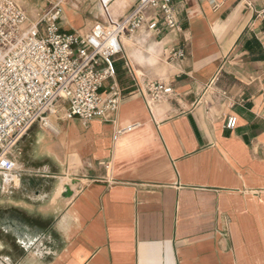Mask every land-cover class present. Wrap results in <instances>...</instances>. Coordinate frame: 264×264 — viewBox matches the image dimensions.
<instances>
[{
    "label": "crops",
    "instance_id": "crops-1",
    "mask_svg": "<svg viewBox=\"0 0 264 264\" xmlns=\"http://www.w3.org/2000/svg\"><path fill=\"white\" fill-rule=\"evenodd\" d=\"M97 1L75 4L96 3L100 20L66 7L62 29L105 21ZM174 2L180 29H142L115 58L117 113L88 127L51 115L40 171L13 156L15 183L1 187L21 215L0 217V264H264V0ZM177 45L184 58L170 57ZM155 80L175 93L150 108Z\"/></svg>",
    "mask_w": 264,
    "mask_h": 264
},
{
    "label": "built area",
    "instance_id": "built-area-1",
    "mask_svg": "<svg viewBox=\"0 0 264 264\" xmlns=\"http://www.w3.org/2000/svg\"><path fill=\"white\" fill-rule=\"evenodd\" d=\"M113 2L98 0L105 21L82 34L62 29L61 1L32 19L15 0H0V178L4 188L15 183L18 165L12 149L35 124L51 128L50 116L58 112L60 102L65 117L77 118L85 127L117 113L124 95L112 80L115 58L123 52L125 40L133 41L142 29H180L174 0H138L124 18L113 16ZM169 55L184 58L186 50L177 45ZM107 83L108 91L103 93ZM143 92L151 108L170 100L175 90L170 83L155 80L147 82ZM237 123L235 115H228L225 127L234 129ZM130 128L117 130L115 136Z\"/></svg>",
    "mask_w": 264,
    "mask_h": 264
},
{
    "label": "rangeland",
    "instance_id": "rangeland-1",
    "mask_svg": "<svg viewBox=\"0 0 264 264\" xmlns=\"http://www.w3.org/2000/svg\"><path fill=\"white\" fill-rule=\"evenodd\" d=\"M15 1L21 8H23L25 11L28 12V14L30 15L32 19L37 15L38 12H42L48 9V7H50L52 3L58 2V1H61V4L63 5L64 10H66V7L72 10H76L77 12H81V13H83L84 10H86L85 12H86L87 17H91V19L94 21L101 19L100 17L97 16V10L95 7L96 3H94L95 5L92 4V6L86 9V7L82 6V4H80L78 7L76 6L75 2L76 1L78 2L80 0H15ZM83 1L84 0H82V2ZM97 6L100 11L99 4ZM94 24L95 23H93V25ZM84 27L79 28L78 31L83 32L82 29H85L86 30L85 33H86L89 29L84 28ZM62 111H63V114H62ZM64 116H66V109L64 108L63 104L60 102L59 107H58V112L53 115V118L57 120H62ZM47 131H50V129L41 127V125L38 123L35 124L34 126L30 128L27 134H25L24 137L21 138L18 144L12 149V155L16 156L17 159L20 160L21 165L24 167V169H27V170L37 169V171H40L38 169H40L41 165H43L42 164L43 160L39 159V157L37 156V152L34 150L35 149L34 146H35V143L37 142L38 134L45 133ZM43 175L45 174L43 173ZM32 176H33V173H25L23 178H33ZM38 176H39L38 178H49V177L41 176L40 174ZM1 185H2V180L0 178V200L1 199L4 200L0 202L3 206L6 207V209H2V210L0 209V217L3 216L2 214H5L7 217L8 216L9 217L20 216L21 214L19 213V210L14 209L16 207H13L15 205H13L14 204L13 201L9 199L11 197V194H10L11 193L10 191L12 190L11 187H10V191L4 192ZM1 220L2 219H0V224L2 222ZM2 236L3 235L0 234V237ZM4 239H7L9 244L12 245L13 243L12 238L5 237Z\"/></svg>",
    "mask_w": 264,
    "mask_h": 264
},
{
    "label": "bare ground",
    "instance_id": "bare-ground-1",
    "mask_svg": "<svg viewBox=\"0 0 264 264\" xmlns=\"http://www.w3.org/2000/svg\"><path fill=\"white\" fill-rule=\"evenodd\" d=\"M49 126L52 127V123L51 122H50Z\"/></svg>",
    "mask_w": 264,
    "mask_h": 264
},
{
    "label": "trees",
    "instance_id": "trees-1",
    "mask_svg": "<svg viewBox=\"0 0 264 264\" xmlns=\"http://www.w3.org/2000/svg\"><path fill=\"white\" fill-rule=\"evenodd\" d=\"M248 44V43H247Z\"/></svg>",
    "mask_w": 264,
    "mask_h": 264
}]
</instances>
